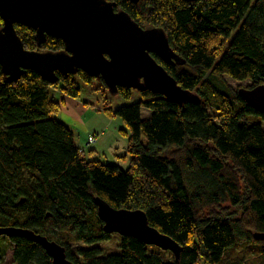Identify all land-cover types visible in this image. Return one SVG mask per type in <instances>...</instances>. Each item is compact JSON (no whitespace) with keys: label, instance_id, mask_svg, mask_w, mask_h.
I'll use <instances>...</instances> for the list:
<instances>
[{"label":"trees","instance_id":"16d2710c","mask_svg":"<svg viewBox=\"0 0 264 264\" xmlns=\"http://www.w3.org/2000/svg\"><path fill=\"white\" fill-rule=\"evenodd\" d=\"M108 1L142 28L166 32L184 64L154 57L200 100L179 105L147 91L142 102L106 109L126 125L130 162L123 169L87 159L70 128L53 118L62 98L80 97L76 77L97 79L79 71L50 84L27 71L11 83L0 66V228L45 236L74 264H264V113L230 84L264 85V0ZM16 30L29 51L65 49L60 39L48 36L39 45L34 30ZM119 90L131 99L133 89ZM96 198L144 211L151 226L181 246L179 263L132 237H120L118 252L104 253L97 245L113 235ZM237 208L241 218L223 217ZM78 243L86 247L73 251ZM9 247L14 264H53L40 245L18 236L0 237V264Z\"/></svg>","mask_w":264,"mask_h":264},{"label":"water","instance_id":"95a60500","mask_svg":"<svg viewBox=\"0 0 264 264\" xmlns=\"http://www.w3.org/2000/svg\"><path fill=\"white\" fill-rule=\"evenodd\" d=\"M138 3L140 0H131ZM189 2L198 0H188ZM0 66L8 81H19L27 71H34L50 84L58 74L77 75L83 71L103 81L112 95L120 88L161 95L179 105L199 102L193 92L183 89L154 55L167 65H183L161 28H142L123 10L117 11L108 0H0ZM16 25L36 32V41L60 39L61 52L25 49ZM239 95L257 111L264 113V85L242 88ZM98 215L109 234L135 238L147 246L171 252L177 263L181 246L150 225L142 210L114 209L95 199ZM26 238L40 245L53 264H74L63 246L47 237L23 228H0V237ZM264 240V235L259 236Z\"/></svg>","mask_w":264,"mask_h":264},{"label":"rangeland","instance_id":"374dc122","mask_svg":"<svg viewBox=\"0 0 264 264\" xmlns=\"http://www.w3.org/2000/svg\"><path fill=\"white\" fill-rule=\"evenodd\" d=\"M76 81L81 92L80 97L75 100L80 102L81 105L85 106L86 110L83 113H70L72 115V117H70L66 113H64L65 115L62 114L66 108V105L62 104L60 111L56 113L53 118L62 121L68 126V128H70L74 134L76 145L86 150L87 159L97 160L107 165L119 166L120 163L127 161L129 158V154L127 153L128 146L125 149L124 145V143H128V136L122 133V129H126V125L124 124L122 118L109 114L106 109L111 108L116 112L118 109L123 107L142 102V94L136 90H133L131 99H125L122 95H112L106 85L100 83L97 80L87 84L76 77ZM230 84L235 89H242L248 88L251 83H237L231 81ZM60 93L61 92H59V90L52 89V99L61 102ZM150 115L151 112L144 108L142 109L143 118H147ZM90 136H94L96 141L92 145H87ZM90 151L92 152L90 153ZM223 214L224 218L233 217L234 219H239L244 215L243 210L238 208L229 210L226 209L223 211ZM112 235L113 236L110 241L97 245L101 247L106 254L116 253L119 249L121 236L118 234ZM79 247H86V245L83 243L74 244L73 251H76ZM13 255L14 247H9L3 264H14ZM172 256V253H166L164 255L165 259L169 258L168 260H170Z\"/></svg>","mask_w":264,"mask_h":264},{"label":"crops","instance_id":"0c3cea01","mask_svg":"<svg viewBox=\"0 0 264 264\" xmlns=\"http://www.w3.org/2000/svg\"><path fill=\"white\" fill-rule=\"evenodd\" d=\"M62 100H63V105H66V108L64 110L65 112L63 111L64 108L62 109V111H63L62 114L66 113L70 117H72V115L70 113H73V114L74 113H76V114L77 113H83L86 110L85 106L81 105V103L76 101L75 99H72V98H69V97H64V98H62ZM124 145H125V149H126V147L128 146V143L127 144L124 143ZM118 149H119V146H118ZM128 157L129 158H128L127 161L119 164V166H121L123 169H126L128 167V165H129L130 156L128 155Z\"/></svg>","mask_w":264,"mask_h":264},{"label":"built area","instance_id":"2783aa9c","mask_svg":"<svg viewBox=\"0 0 264 264\" xmlns=\"http://www.w3.org/2000/svg\"><path fill=\"white\" fill-rule=\"evenodd\" d=\"M95 137L94 136H91L89 139H88V145H91L93 143H95L96 139H94Z\"/></svg>","mask_w":264,"mask_h":264},{"label":"flooded vegetation","instance_id":"af4514ba","mask_svg":"<svg viewBox=\"0 0 264 264\" xmlns=\"http://www.w3.org/2000/svg\"><path fill=\"white\" fill-rule=\"evenodd\" d=\"M119 11V10H118ZM175 65V64H174ZM173 66V65H172Z\"/></svg>","mask_w":264,"mask_h":264}]
</instances>
